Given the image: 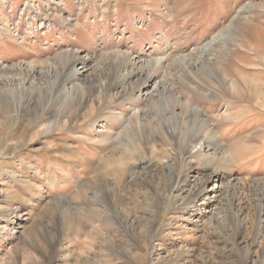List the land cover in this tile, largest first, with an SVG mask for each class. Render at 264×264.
I'll use <instances>...</instances> for the list:
<instances>
[{
    "label": "rangeland",
    "instance_id": "obj_1",
    "mask_svg": "<svg viewBox=\"0 0 264 264\" xmlns=\"http://www.w3.org/2000/svg\"><path fill=\"white\" fill-rule=\"evenodd\" d=\"M0 264H264V0H0Z\"/></svg>",
    "mask_w": 264,
    "mask_h": 264
},
{
    "label": "bare ground",
    "instance_id": "obj_2",
    "mask_svg": "<svg viewBox=\"0 0 264 264\" xmlns=\"http://www.w3.org/2000/svg\"><path fill=\"white\" fill-rule=\"evenodd\" d=\"M238 15V14H237ZM235 17V16H234ZM234 17H232L231 18V22H230V24L229 25H232L233 24V20H234ZM232 27V26H231ZM248 28V27H247ZM225 30V29H224ZM229 30V29H228ZM247 30V29H246ZM225 32V31H224ZM224 32H222V34H224ZM221 33H219L216 37L214 36V38H213V40H211L210 41V43H208L206 46H205V48L209 45H211L216 39H219V37L220 36H222V35H220ZM229 34H230V31H229ZM245 34V33H244ZM226 36V35H225ZM224 38V37H223ZM227 41V40H226ZM258 57V56H257ZM80 61V60H79ZM246 66V65H245ZM254 66V65H253ZM236 76V75H235ZM251 80V79H250ZM246 83V82H245ZM250 84V83H249ZM254 85H255V83H254ZM255 86H258V85H255ZM254 86V87H255ZM241 87V86H240ZM256 88V87H255ZM66 96V95H65ZM81 96V95H80ZM207 96V95H206ZM76 98V97H75ZM70 99V98H69ZM16 100V99H15ZM84 100V99H83ZM64 102V101H63ZM66 103V102H65ZM13 105V104H12ZM54 105V104H53ZM13 107V106H12ZM59 108V107H58ZM59 110H60V108H59ZM193 113H194V115L196 116V117H198L199 116V111H198V109H194L193 110ZM60 116V115H59ZM203 120V119H202ZM195 121V120H194ZM193 121V122H194ZM199 121V120H198ZM130 122V121H129ZM198 124V123H197ZM130 125V124H129ZM199 125V124H198ZM51 127V126H50ZM200 127V126H199ZM199 136H201L200 134H199ZM214 136V135H213ZM202 137V136H201ZM187 138V137H186ZM206 137L204 136L202 139L204 140ZM213 138H215V137H213ZM213 138H206L205 140H204V143L205 144H207V146H209V145H211L210 143L211 142H213V141H215ZM105 139V138H104ZM123 139V138H122ZM181 141V140H180ZM188 139H183V142L186 144V143H188ZM218 141V140H217ZM217 141H215V142H217ZM220 142V141H219ZM219 142H217V143H219ZM214 143V142H213ZM213 146V145H212ZM219 146L220 145H215L214 147H216V148H219ZM222 148V147H221ZM75 184H77V187L75 188V192H74V194H76V195H82L83 194V185L82 184H80L79 183V181H75ZM85 186V185H84ZM72 195V194H71ZM57 202V201H56ZM58 203V202H57Z\"/></svg>",
    "mask_w": 264,
    "mask_h": 264
}]
</instances>
